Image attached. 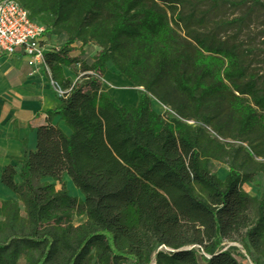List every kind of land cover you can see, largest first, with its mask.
<instances>
[{
    "label": "trees",
    "instance_id": "16d2710c",
    "mask_svg": "<svg viewBox=\"0 0 264 264\" xmlns=\"http://www.w3.org/2000/svg\"><path fill=\"white\" fill-rule=\"evenodd\" d=\"M11 1L61 40L41 58L60 97L0 173V264H235L227 245L264 264V184L240 191L264 183V1ZM251 23L257 49L239 42ZM73 45L95 50L87 65ZM105 65L139 90L133 107L101 92Z\"/></svg>",
    "mask_w": 264,
    "mask_h": 264
},
{
    "label": "crops",
    "instance_id": "0c3cea01",
    "mask_svg": "<svg viewBox=\"0 0 264 264\" xmlns=\"http://www.w3.org/2000/svg\"><path fill=\"white\" fill-rule=\"evenodd\" d=\"M50 39L55 40L58 46L61 40L43 37L46 45L57 49L58 47L51 45ZM69 49L71 53L67 56L72 55L73 49L80 54L84 48L73 45ZM60 71L62 79L66 80L68 85L71 84L63 76V72L67 73V71ZM110 79L108 77V82L111 81ZM55 100L48 86L47 72L42 66L28 67L26 61L16 53L10 58L0 56V173L6 167L15 172L14 165L18 163L19 142L23 143L27 155L32 154L34 130L43 126L44 119L41 115L57 105ZM49 126H54L65 135V131L60 129L54 120L49 123ZM12 184L16 185L15 179L12 180ZM4 201H12V198L0 188V203Z\"/></svg>",
    "mask_w": 264,
    "mask_h": 264
},
{
    "label": "rangeland",
    "instance_id": "374dc122",
    "mask_svg": "<svg viewBox=\"0 0 264 264\" xmlns=\"http://www.w3.org/2000/svg\"><path fill=\"white\" fill-rule=\"evenodd\" d=\"M264 0H258V2H263ZM237 16V13H230L228 11H225L222 13V20H230V19H234V17ZM254 24L251 23L249 24V26L247 27L246 31L243 33V37L239 39V42L243 45V46H252L254 47L255 49L256 48V42L253 41H249L251 36L253 35V32H254ZM253 37V36H252ZM50 42H51V45L54 46V47H58V43L55 41V40H51L50 39ZM77 52V50H72V55L68 56L69 59H73L75 56V53ZM95 53V50L93 48H84L81 50L80 52V58H79V62L83 63L84 65H87L90 58L93 56V54ZM262 61V64L264 65V60H261ZM104 70L106 71L105 72V75H103V77L99 80L98 84L100 85V90L103 94L106 95V90L108 88H111V87H114L112 84H110L108 82V77L111 78L110 80H117L118 78L114 75V73L112 72V70H110V68L105 65L104 66ZM75 73V68L71 69V72H63V76L67 78L68 82L69 83H73L74 80H76L79 76H75L74 75ZM124 90L128 93H131V99L128 100L126 103H120L119 105H115V107H119V106H127V107H132L133 104H134V101H135V91L134 89L131 90L129 89L128 86L125 85L124 87ZM107 96V95H106ZM112 101V100H111ZM149 106H150V110L151 112L158 116V117H161V115L163 114L162 110L160 108H158L157 106L154 105L153 102H150L149 103ZM208 170H209V174H211L214 179L218 182L221 181V179L223 178L224 176V169H222L221 167L217 166V165H214V164H209V167H208ZM60 184L62 186V189H64L65 191V194L68 198L70 199H74L76 201H80V198L79 196H77V194L72 190L70 189L69 185L67 184V182L65 181L64 178H62L60 180ZM263 179L259 176H254V178H252V180L250 181V184H247V185H242L240 187V191L247 197V198H253L255 199L259 192H260V188L262 187L263 185ZM53 189L57 190L56 187L53 186ZM20 216V210L18 211V217ZM82 222V219L81 218H78V219H73L71 218L70 219V225L71 227H76L78 226V224H80ZM227 247H230L232 249H234V252L231 253V257H233V261L235 262V264H249L248 261L246 259H244V257H242L241 253L238 251V249L235 247V246H231V245H227L224 249H226ZM259 264V263H258Z\"/></svg>",
    "mask_w": 264,
    "mask_h": 264
},
{
    "label": "built area",
    "instance_id": "2783aa9c",
    "mask_svg": "<svg viewBox=\"0 0 264 264\" xmlns=\"http://www.w3.org/2000/svg\"><path fill=\"white\" fill-rule=\"evenodd\" d=\"M42 29L26 20L23 13L11 0H0V56L10 58L15 53L26 65L41 66L44 54H54L56 49L43 42ZM52 95L60 94L49 83ZM188 126V124H185Z\"/></svg>",
    "mask_w": 264,
    "mask_h": 264
},
{
    "label": "bare ground",
    "instance_id": "6f19581e",
    "mask_svg": "<svg viewBox=\"0 0 264 264\" xmlns=\"http://www.w3.org/2000/svg\"><path fill=\"white\" fill-rule=\"evenodd\" d=\"M114 87L108 88L106 90V95L115 105H119L120 103H126L131 99V93H128L124 90L125 84L122 80H111L109 81Z\"/></svg>",
    "mask_w": 264,
    "mask_h": 264
},
{
    "label": "water",
    "instance_id": "95a60500",
    "mask_svg": "<svg viewBox=\"0 0 264 264\" xmlns=\"http://www.w3.org/2000/svg\"><path fill=\"white\" fill-rule=\"evenodd\" d=\"M135 92H139V90H135Z\"/></svg>",
    "mask_w": 264,
    "mask_h": 264
}]
</instances>
